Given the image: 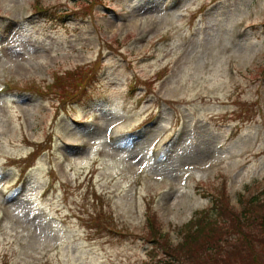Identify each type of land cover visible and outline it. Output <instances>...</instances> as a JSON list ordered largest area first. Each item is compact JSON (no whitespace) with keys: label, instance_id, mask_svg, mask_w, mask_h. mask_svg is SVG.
I'll list each match as a JSON object with an SVG mask.
<instances>
[{"label":"rangeland","instance_id":"1","mask_svg":"<svg viewBox=\"0 0 264 264\" xmlns=\"http://www.w3.org/2000/svg\"><path fill=\"white\" fill-rule=\"evenodd\" d=\"M85 3L0 0V264H146L147 208L177 243L264 186V0ZM95 58L76 104L24 89Z\"/></svg>","mask_w":264,"mask_h":264},{"label":"trees","instance_id":"2","mask_svg":"<svg viewBox=\"0 0 264 264\" xmlns=\"http://www.w3.org/2000/svg\"><path fill=\"white\" fill-rule=\"evenodd\" d=\"M84 1L87 8H92L101 0ZM98 69L99 63L95 62L91 67L55 72L48 90H37L70 97L78 93L80 81L92 82ZM211 197V205L196 211L184 224L182 238L176 244L161 232L157 212L148 213L142 238L151 246L150 264H264V186L255 193H239L238 206L223 191ZM96 225L101 230L108 224L97 221Z\"/></svg>","mask_w":264,"mask_h":264}]
</instances>
